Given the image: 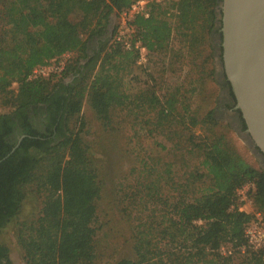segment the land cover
<instances>
[{
  "label": "trees",
  "instance_id": "16d2710c",
  "mask_svg": "<svg viewBox=\"0 0 264 264\" xmlns=\"http://www.w3.org/2000/svg\"><path fill=\"white\" fill-rule=\"evenodd\" d=\"M135 1L0 0V107L6 108L0 112V159L9 153L0 162V229L17 218L29 186L40 206L15 223L24 264H92L101 182L80 133L84 121L79 113L86 101L108 129L117 110L140 107L152 113L151 131L165 130L162 134L177 139L175 148L198 163L177 183L166 161L155 183L129 195L141 206L130 237L132 256L114 264H264L262 249L252 248L244 236L253 215L240 210L236 198L237 189L252 182V206L264 219V169L251 166L223 133L212 131L219 123L214 107L199 117L190 100L178 94L160 98L146 90L132 96L122 88V72L136 62L137 52L113 40L115 27L110 39L99 38L111 14ZM217 1L148 2L147 16L138 13L129 21L133 39L147 53L167 51L174 32L187 46L203 39L208 43ZM95 39L98 48L89 55V42ZM64 54L69 57L56 80L52 73L30 77L36 67ZM205 72L212 76L214 66ZM69 75L74 79L63 82ZM43 106L44 131L29 117V109L38 115ZM74 117L82 126L76 133L68 129ZM200 128L206 132L196 133ZM0 264H15L2 242Z\"/></svg>",
  "mask_w": 264,
  "mask_h": 264
},
{
  "label": "rangeland",
  "instance_id": "374dc122",
  "mask_svg": "<svg viewBox=\"0 0 264 264\" xmlns=\"http://www.w3.org/2000/svg\"><path fill=\"white\" fill-rule=\"evenodd\" d=\"M151 1L160 0H148V2ZM113 13H115L114 27L116 29L120 15ZM133 32H131L132 37ZM208 43H211V47ZM208 43L203 39L192 47L187 46L174 32L167 51L160 53L146 51L145 62L140 64L135 62L123 70V90L132 96L146 90L154 91L160 98L178 94L185 100L189 99L190 109L202 117L207 110L215 108L219 96V87L215 79L212 31L208 36ZM89 45V53L98 48L96 39L91 40ZM210 50L213 52L212 59H206L203 63L204 57ZM83 62V60L80 61V63ZM50 64L52 65V62ZM211 66H214L212 76L205 72ZM51 73L54 74V80L59 77L58 73ZM74 77V75L64 77L63 82H70ZM12 87L15 88L16 84ZM2 111H6V108L0 107V112ZM148 116H152V113L148 114L140 107L131 112L125 108L117 110L113 123L106 129L84 101L79 113L84 126L80 125L76 117L68 122V129L72 133H76L82 127L80 133L90 147L101 182L100 197L97 200V216L93 223L96 230L94 239L96 258L92 264H114L121 257L132 256L130 237L134 218L137 214L139 215L141 206L137 204V201L132 202L127 198L133 191L140 190V194L144 193V186L155 183L158 179L157 173L161 174L163 170L164 162L172 163L170 167L172 173L169 175L177 183L184 182L187 173L197 168L198 160L192 157L193 155H187L185 151L175 148L177 139L170 140L162 134L166 133L165 130L161 133L151 131L152 119ZM218 120L219 123L212 128V131L223 133L236 152L251 166L262 167L247 143L230 123L225 118ZM201 131L203 134L206 132L203 128L196 129V133ZM149 169L150 172L147 171ZM160 184L162 185V179ZM125 193L127 195L123 200ZM126 205L128 208L122 209ZM39 206L40 198L31 193L29 186H25L21 211L17 218L0 229V242L8 247L9 256L15 264H24L15 241V223L36 208L38 209ZM246 209L249 211L251 208L246 206ZM226 248L227 246H224L222 250L225 251Z\"/></svg>",
  "mask_w": 264,
  "mask_h": 264
},
{
  "label": "water",
  "instance_id": "95a60500",
  "mask_svg": "<svg viewBox=\"0 0 264 264\" xmlns=\"http://www.w3.org/2000/svg\"><path fill=\"white\" fill-rule=\"evenodd\" d=\"M215 12L224 73L246 125L247 135L240 137L264 157V0H218ZM114 21L112 13L102 39L112 37Z\"/></svg>",
  "mask_w": 264,
  "mask_h": 264
},
{
  "label": "built area",
  "instance_id": "2783aa9c",
  "mask_svg": "<svg viewBox=\"0 0 264 264\" xmlns=\"http://www.w3.org/2000/svg\"><path fill=\"white\" fill-rule=\"evenodd\" d=\"M148 0H136L128 9H125L119 13L120 20L117 22L115 32L113 34V40L121 43L126 50H135L138 54L136 62L138 64L145 62L146 49L141 45L138 39L132 37V27L129 25V21L135 14L142 13L147 16L146 4ZM68 54L62 55L59 59L52 62V65H44L36 67L30 77L47 76L49 73H59L64 65ZM254 190V184L252 182H246L236 191V198L238 208L246 212L252 213L253 217L244 228V236L247 244L255 249H262L264 257V219L259 212L254 211L252 208V201L250 194ZM246 206L251 209L248 211Z\"/></svg>",
  "mask_w": 264,
  "mask_h": 264
},
{
  "label": "flooded vegetation",
  "instance_id": "af4514ba",
  "mask_svg": "<svg viewBox=\"0 0 264 264\" xmlns=\"http://www.w3.org/2000/svg\"><path fill=\"white\" fill-rule=\"evenodd\" d=\"M99 39H102V38H99ZM212 39H213V45H214L213 48H214V57H215V60H214L215 61V79L219 87V96L217 97V100H216V105L214 108V115L218 119L225 118L239 135L241 134L247 135L245 122L242 118V115L239 109L235 108V104H236L235 97H234L231 85L229 81L227 80L225 73H224L222 57H221L222 55L221 33L216 25L214 26V29L212 30ZM96 49L97 48H95V50ZM89 55H92V52L89 53ZM46 116H47V112L45 111V106H43L42 108V113H39L38 115H33L32 110L29 109L30 121L32 122L34 126L40 128L42 131H44L46 127L45 126L47 123ZM16 131L17 129H15L14 132ZM257 159L259 160V162L260 160L264 162V157L262 155L261 157H257Z\"/></svg>",
  "mask_w": 264,
  "mask_h": 264
}]
</instances>
